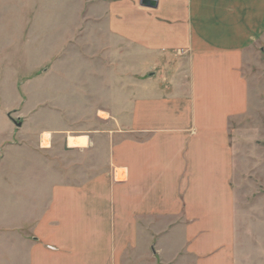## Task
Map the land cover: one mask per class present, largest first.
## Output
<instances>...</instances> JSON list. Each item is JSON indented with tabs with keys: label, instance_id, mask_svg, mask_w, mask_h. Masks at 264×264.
<instances>
[{
	"label": "crops",
	"instance_id": "1",
	"mask_svg": "<svg viewBox=\"0 0 264 264\" xmlns=\"http://www.w3.org/2000/svg\"><path fill=\"white\" fill-rule=\"evenodd\" d=\"M72 1L81 2L69 15L78 25L58 30L59 43L77 39L83 50H102L96 57L104 64L188 66L170 93L190 114L182 127L195 133L161 126L145 138L136 131L116 140L109 171L124 170L119 182L108 181L105 169L91 175L89 159L75 164L69 156L89 152L98 138L51 133L60 136L43 148L49 133L35 135L33 149L23 145L30 154L14 161L25 176L38 171L36 183L49 194L46 204L25 203L23 232L4 238L19 264H242L227 122L247 106L241 67L264 34V0ZM80 138L84 146L69 144Z\"/></svg>",
	"mask_w": 264,
	"mask_h": 264
},
{
	"label": "rangeland",
	"instance_id": "2",
	"mask_svg": "<svg viewBox=\"0 0 264 264\" xmlns=\"http://www.w3.org/2000/svg\"><path fill=\"white\" fill-rule=\"evenodd\" d=\"M80 3L0 0V264H19L18 253L4 238L9 232H23L18 224L28 210L22 206L48 199V190L40 191L45 186L36 183L38 171L25 176L18 170L19 161H14L19 153L30 154L23 145L33 149L35 135L49 133L41 140L43 148L49 146L51 133L98 138L89 152L69 156L75 164L89 159L91 175L105 169L108 181L119 182L124 170L109 171V146L116 140H128L136 131L138 138H145L146 131L161 126L182 130L186 136L195 133L193 127H182L190 114L184 104L174 105L176 93H170L172 78L188 66L146 61L104 64L96 57L102 50H83L77 39L59 43L58 30L78 25L69 22V15ZM151 72L156 75L148 78ZM241 75L247 84V106L227 122L229 184L237 207L241 263L264 264V34L244 57ZM57 153L58 158L68 156ZM75 171L82 177L80 168Z\"/></svg>",
	"mask_w": 264,
	"mask_h": 264
},
{
	"label": "bare ground",
	"instance_id": "3",
	"mask_svg": "<svg viewBox=\"0 0 264 264\" xmlns=\"http://www.w3.org/2000/svg\"><path fill=\"white\" fill-rule=\"evenodd\" d=\"M69 144L70 145L76 144L78 146H84L85 145V138H80L77 140L70 139Z\"/></svg>",
	"mask_w": 264,
	"mask_h": 264
},
{
	"label": "water",
	"instance_id": "4",
	"mask_svg": "<svg viewBox=\"0 0 264 264\" xmlns=\"http://www.w3.org/2000/svg\"><path fill=\"white\" fill-rule=\"evenodd\" d=\"M142 4L144 6L150 7L153 5V2L149 1V0H142Z\"/></svg>",
	"mask_w": 264,
	"mask_h": 264
}]
</instances>
